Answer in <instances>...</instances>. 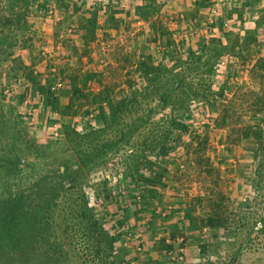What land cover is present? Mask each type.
<instances>
[{"label":"rangeland","instance_id":"374dc122","mask_svg":"<svg viewBox=\"0 0 264 264\" xmlns=\"http://www.w3.org/2000/svg\"><path fill=\"white\" fill-rule=\"evenodd\" d=\"M222 3L0 0V264H264V0Z\"/></svg>","mask_w":264,"mask_h":264},{"label":"crops","instance_id":"0c3cea01","mask_svg":"<svg viewBox=\"0 0 264 264\" xmlns=\"http://www.w3.org/2000/svg\"><path fill=\"white\" fill-rule=\"evenodd\" d=\"M184 1H186V2H189L190 0H184ZM191 1H193V0H191ZM221 1V0H220ZM223 1V3H222V5H226V7H228V1L229 0H222ZM198 4H196L195 6H197ZM131 30V29H130ZM129 30V31H130ZM59 36V38H60V40H55V44H56V49H57V51L55 52V57L54 58H58V60L56 61V62H54L53 61V64L56 66V67H61V66H63V67H67V61L65 60L66 58H62L63 56H65L64 55V52H66V50L64 49V46H66V47H68V42L67 41H65V38H63V39H61L62 38V35L60 36V35H58ZM45 59V58H44ZM12 59H10V62H11V67H12V69L14 68V66H15V68L16 67H18V65H14V61H11ZM45 61H47L46 59L44 60V61H42V62H40L39 60H36V61H30V63H29V66H24L25 68H26V73H25V75H24V81H25V87H27L28 85L31 87V89H32V91H33V93H34V95H37L36 97H37V99L39 100V101H41V98H40V94H41V96H42V105H41V107H40V109L41 108H43V106H44V101H43V95H42V92H40L41 90L39 89V85H41V86H46L47 85V79L45 78V76L44 75H41V77H39L38 75H36L35 74V72H38V71H41L42 69H41V67H42V65H43V63L45 62ZM63 61V65H61L60 63ZM70 63L71 64H73L74 62L73 61H70ZM28 64V63H27ZM30 64H33L32 66H30ZM36 64H38V65H36ZM59 64V65H58ZM51 67H48V68H52V64H49ZM43 66H45V67H47V63L45 64V65H43ZM28 67V68H27ZM29 67H31V72L34 70V75H33V77H35L36 78V83H32L33 82V80H32V78H29V77H27L28 76V71L30 70V68ZM27 69H28V71H27ZM13 71V70H12ZM15 72V73H14ZM13 73H14V78L16 79V80H18V78L19 77H17V70H15ZM60 75V74H59ZM61 76V75H60ZM21 78V77H20ZM61 78L62 79H64V87L63 88H61V93L59 94V97L61 98V97H64V94H67L66 93V85L68 84V82H69V77H62L61 76ZM247 77H242V79H246ZM26 79H28V81H26ZM52 83V82H51ZM5 84V83H4ZM6 86V85H5ZM24 87V88H25ZM25 92V89L23 90V91H20V95H21V93L23 94ZM14 92H10L9 93V95L10 96H12L13 98H14ZM4 110H6V109H4ZM42 110V109H41Z\"/></svg>","mask_w":264,"mask_h":264},{"label":"trees","instance_id":"16d2710c","mask_svg":"<svg viewBox=\"0 0 264 264\" xmlns=\"http://www.w3.org/2000/svg\"><path fill=\"white\" fill-rule=\"evenodd\" d=\"M241 15V14H240ZM252 33L249 32V35H248V38H252ZM248 42H250V40H248ZM221 48L220 49H217L216 50V55L217 57L220 56L222 53H221ZM208 63H210L209 61H206L203 65H206L208 66ZM258 67H264V57L260 58L258 60ZM209 71H212V64H210V67L208 68ZM29 78H32L33 82L32 83H36V78L33 77V72L31 73L30 71L28 72V76ZM39 89L41 90L40 92H42V95H43V98L45 99V105H47V107H50L52 110H56L59 108V94H57L55 91H53L51 89V85L50 84H47L46 86H41L39 85ZM205 91H196V93H200V94H206L204 93ZM2 99H0L1 101ZM261 108H264L261 106ZM263 110V113H262V117L260 120H264V109H261ZM257 112V111H255ZM16 113V109H14V112L13 111H10L8 112V110H4L3 106H0V116L2 117H9L8 119L13 122V121H16V118L13 119L15 117V114ZM14 114V115H13ZM13 120V121H12ZM5 121V120H4ZM253 127V128H252ZM246 130H248L246 132V134H249V130H253V133H257L259 136H263L264 135V125L260 123V121L256 124V125H249ZM255 131V132H254ZM249 136V135H247ZM16 139V137H14V140ZM17 141H21L20 138H17L16 139ZM264 143V142H263ZM15 200H17V198H15ZM214 217H209V221H210V224H213L214 223ZM170 246H173L172 244H169V247Z\"/></svg>","mask_w":264,"mask_h":264},{"label":"built area","instance_id":"2783aa9c","mask_svg":"<svg viewBox=\"0 0 264 264\" xmlns=\"http://www.w3.org/2000/svg\"><path fill=\"white\" fill-rule=\"evenodd\" d=\"M63 84L64 82L62 78L59 77L55 81H52L51 89L57 93L62 88ZM20 108H21V112L26 118L36 119L38 108H36L33 105H30L29 99H25Z\"/></svg>","mask_w":264,"mask_h":264}]
</instances>
